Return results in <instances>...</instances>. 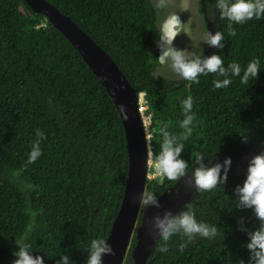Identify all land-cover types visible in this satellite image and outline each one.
Segmentation results:
<instances>
[{"label": "trees", "instance_id": "trees-1", "mask_svg": "<svg viewBox=\"0 0 264 264\" xmlns=\"http://www.w3.org/2000/svg\"><path fill=\"white\" fill-rule=\"evenodd\" d=\"M46 1L108 53L136 92L146 93L154 155L165 132L184 145L179 158L187 170L197 164L194 153L203 160L217 153L230 157L249 141L264 143V17L232 23V36L216 0H202L207 18L224 36L212 54L221 56L225 68L238 63L242 76L251 60H259L258 74L247 84L229 69L232 82L217 89L214 81L225 78L219 74H202L198 82L157 74L160 22L151 0ZM188 96L187 114L194 120L192 134L183 139L182 101ZM34 145L41 155L30 162ZM127 156L117 109L79 53L25 0H0V264L16 259L17 240L44 264H60L65 255L69 264H87L91 241L106 240L119 210ZM246 171L195 194L175 215L193 212L197 222L217 229L216 237L189 240L176 233L166 243L159 237L146 264H253L247 233L260 221L251 208L239 206L235 191ZM174 182L147 179L145 193L157 197ZM134 244L133 236L123 264H133ZM162 244L167 252L160 251Z\"/></svg>", "mask_w": 264, "mask_h": 264}, {"label": "clouds", "instance_id": "clouds-1", "mask_svg": "<svg viewBox=\"0 0 264 264\" xmlns=\"http://www.w3.org/2000/svg\"><path fill=\"white\" fill-rule=\"evenodd\" d=\"M170 0H156L155 8L163 9L168 7ZM216 7L219 10L220 17L227 19L229 34L236 35L232 28V23L243 24L252 19H261L264 17V0H216ZM181 10H187V5H184ZM47 27V25H41ZM184 30V24L181 22L176 13L171 14L166 18L162 30L159 35L158 47L161 49V54L157 57L161 65L168 64L170 61L171 70L178 74L182 79L187 81L198 82V77L202 74L209 73L219 74L225 77L214 81V87L217 89L227 87L232 81L227 78L228 70L230 69L233 76H240L241 83L247 84L250 77H256L259 71V60H251L243 70L241 76V65L238 63H229L228 68L224 66V61L221 56L212 54L201 59L199 56L188 58L182 50H177L173 44L175 38ZM206 43L221 48V41L224 36L220 31L215 34L206 33L204 35ZM141 103L145 107L139 109L140 120L148 145V156L151 158L150 167L156 173V176L162 183L164 178L169 181H177L184 176L188 168L187 162L180 159V153L184 147L182 143H175L169 138L167 132L164 133V140L161 144L160 152L154 155L151 150L152 135L150 128L152 126V113L147 111V101L143 98L146 93L141 91ZM139 92H137L138 94ZM138 105V104H137ZM183 110L186 113L185 118L181 121L180 127L185 129L183 139H187L192 134L190 125L194 120L193 115H189L192 109V97L188 96L182 101ZM122 107V106H121ZM125 119L127 115L125 114ZM124 128V127H123ZM125 132V130H124ZM38 135L42 133L37 130ZM41 155L39 146L34 145L30 154L29 161L34 162ZM195 161L199 165L193 171L194 184L201 191H210L219 183H223L227 179V171L231 165V158L226 157L223 165L216 163L212 166H207L202 163L204 155L202 153H194ZM154 157V159H152ZM223 168V175L221 169ZM148 179V178H147ZM238 198L239 206L242 208H251L256 218L260 221V226L248 232V242L246 248L250 252V259L253 264H264V152L253 155L248 162L246 177L242 185L235 189ZM140 205L147 207L155 205L159 207L157 198L152 193H145L140 199ZM154 227L159 232V237L163 242H168L176 233H182L189 240L199 235L204 238H214L217 236V229L214 226H209L206 223L197 222L195 215L191 211L181 212L178 216H171L165 213L163 218L157 216L153 218ZM246 231V230H245ZM18 251L13 255L16 257L12 264H44L43 258L39 255L33 256L29 252V245L22 244L20 240L16 241ZM180 251L185 248L184 244L179 245ZM160 251L167 252L168 248L162 244ZM112 247L106 243L103 238L93 239L91 241L87 264H102L103 255H114ZM60 264H69L68 257L61 256ZM243 264V262H241Z\"/></svg>", "mask_w": 264, "mask_h": 264}, {"label": "water", "instance_id": "water-1", "mask_svg": "<svg viewBox=\"0 0 264 264\" xmlns=\"http://www.w3.org/2000/svg\"><path fill=\"white\" fill-rule=\"evenodd\" d=\"M25 2L33 11L42 13L79 53L110 96L125 130L128 152L127 179L119 210L106 238V243L112 247L115 254L103 255L102 264H123L133 236L135 244L130 252L133 264H146L159 238L153 218L157 216L163 218L166 212L175 216L185 204L193 201L195 194L201 191L194 184L193 167L189 168L184 176L156 197L159 207L148 205L142 211L140 199L146 190L149 142L145 139L140 120L135 88L108 53L70 16L46 0H25ZM214 48L211 45V53ZM125 114L127 115L126 119L124 118ZM253 144L254 142L249 141L247 146ZM262 145L261 147H264V143ZM255 152L253 151V153ZM206 160L207 158L202 163H205ZM238 168L241 166H236L235 169Z\"/></svg>", "mask_w": 264, "mask_h": 264}, {"label": "rangeland", "instance_id": "rangeland-1", "mask_svg": "<svg viewBox=\"0 0 264 264\" xmlns=\"http://www.w3.org/2000/svg\"><path fill=\"white\" fill-rule=\"evenodd\" d=\"M151 1L154 6L156 0ZM184 5H187V10H181ZM156 12L160 22L158 23L160 32L166 18L173 13H176L184 24V30L174 40L173 46L177 50L184 51L188 58L199 56L203 59L212 54L211 45L205 42L204 35L206 33L215 34L216 30L213 23L207 18L202 0H170L168 7L163 9L156 8ZM157 48L160 55L161 49L158 45ZM157 74L167 79L180 78L178 74L171 70L170 61L168 64L162 65ZM244 169L247 170L246 168Z\"/></svg>", "mask_w": 264, "mask_h": 264}, {"label": "flooded vegetation", "instance_id": "flooded-vegetation-1", "mask_svg": "<svg viewBox=\"0 0 264 264\" xmlns=\"http://www.w3.org/2000/svg\"><path fill=\"white\" fill-rule=\"evenodd\" d=\"M263 146L262 143H255L252 145V146H247V145H244V146H240L239 149L232 151L230 153V157L233 159H237L238 162L240 163H232L231 162V165H230V168H228V171H227V175L229 174H232L234 171L235 172H238V171H244L246 168L247 169V165H248V162H249V159L255 155V154H258L260 151L264 152V147H261ZM250 147V148H249ZM255 147V149L253 150H250L251 148ZM249 148V149H248ZM253 151H256L255 153H253ZM236 152V153H235ZM227 157V154L226 153H217L213 156H211V158H207V160L205 161V165L207 166H212L216 163H219L221 165H223V162L225 160V158ZM241 160H242V163H241ZM241 166V168H238V169H235L236 166ZM199 165L198 164H194V166H192L193 170L198 167ZM223 168L221 169V174L223 175ZM175 183V182H174ZM142 211L146 208V207H142Z\"/></svg>", "mask_w": 264, "mask_h": 264}, {"label": "built area", "instance_id": "built-area-1", "mask_svg": "<svg viewBox=\"0 0 264 264\" xmlns=\"http://www.w3.org/2000/svg\"><path fill=\"white\" fill-rule=\"evenodd\" d=\"M140 93H142V92H139L137 94V96H138V111H139V109L141 107H145V105L141 103ZM143 93H145V92H143ZM143 99L146 101V97L145 96H144ZM152 159H154V158H152ZM150 165H151V158L148 156V158H147V178L148 179H156V178H158L156 176V173L150 167Z\"/></svg>", "mask_w": 264, "mask_h": 264}]
</instances>
